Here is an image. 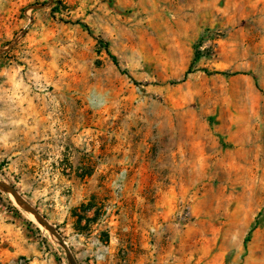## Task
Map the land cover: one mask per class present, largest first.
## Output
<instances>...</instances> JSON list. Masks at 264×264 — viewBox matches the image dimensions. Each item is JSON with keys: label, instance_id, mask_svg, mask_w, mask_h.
<instances>
[{"label": "rangeland", "instance_id": "1", "mask_svg": "<svg viewBox=\"0 0 264 264\" xmlns=\"http://www.w3.org/2000/svg\"><path fill=\"white\" fill-rule=\"evenodd\" d=\"M0 180L78 264H264V0H0ZM0 264H68L1 189Z\"/></svg>", "mask_w": 264, "mask_h": 264}, {"label": "water", "instance_id": "2", "mask_svg": "<svg viewBox=\"0 0 264 264\" xmlns=\"http://www.w3.org/2000/svg\"><path fill=\"white\" fill-rule=\"evenodd\" d=\"M0 189L11 196V198L19 205L25 208V210L36 218L38 222L51 234L53 235L62 249L64 250L68 264H78L67 243L59 232L42 216L37 209H35L24 197L9 183L0 180Z\"/></svg>", "mask_w": 264, "mask_h": 264}, {"label": "trees", "instance_id": "3", "mask_svg": "<svg viewBox=\"0 0 264 264\" xmlns=\"http://www.w3.org/2000/svg\"><path fill=\"white\" fill-rule=\"evenodd\" d=\"M195 57H196V55H195ZM111 58H113V57L111 56ZM188 72H189V71H186V72H185V76H186V74H187ZM215 73H219V74H223V75H226V74H227V73H225V72H215ZM88 210H90V207H87L86 209H84V211H88ZM93 218H94V217H83L82 215H80V216L77 217V219H78L79 221H81V220H85V222H90V221L93 220Z\"/></svg>", "mask_w": 264, "mask_h": 264}]
</instances>
